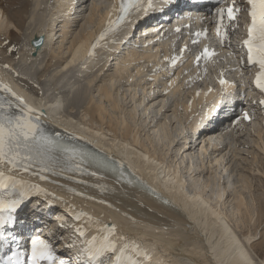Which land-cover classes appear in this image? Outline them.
I'll return each mask as SVG.
<instances>
[{"label":"bare ground","instance_id":"bare-ground-1","mask_svg":"<svg viewBox=\"0 0 264 264\" xmlns=\"http://www.w3.org/2000/svg\"><path fill=\"white\" fill-rule=\"evenodd\" d=\"M76 2L79 0H0V48L8 43L9 51L12 49L16 37L11 26L25 29L19 48L16 43L15 50L12 49L14 55L18 53V63L13 65L11 59L4 62L6 60L0 58V81L9 84L32 108L40 109L48 130L65 137L64 143L89 144L77 135L66 133V128L98 146L101 150L94 148L101 152L103 159L100 160L107 162L109 167L83 163L84 171L61 175L43 173L46 180H41L40 174H33L38 172L35 168L18 173L33 184L46 185L68 197L76 208L79 207L78 211L115 224L118 234L147 250L151 260L144 264H264V255L254 251H263L264 240L260 238L264 229L255 233L248 227V231L237 230L244 227L246 219L248 223L253 221L258 205L252 196L247 197L239 190L242 184H249V178L233 166L237 151L229 133L232 130L242 137L250 130L256 136L252 161L259 165L264 158V139L261 131L252 125L255 110L247 106L253 105L247 104L238 118L236 115L229 119L227 126L197 152L174 145L176 137L196 125L199 115L204 114L200 108L195 111L194 108L208 87L212 91L208 89L204 99L208 102L214 98L212 104L218 98L221 73L230 84L240 81L243 88L244 76L242 71L232 70V57L221 51L213 62L173 87L177 76L170 80L171 84L167 82L173 67H165L163 54L176 49L174 36L140 50L132 43L121 47L120 40L127 37L129 31L127 24L107 35L93 49L92 45L106 27L113 0L82 2L81 5L86 3L88 9L84 20L83 16L77 19V11L71 12ZM56 23H59L57 27ZM40 34L45 35V39L42 46L35 49L30 39ZM186 54L185 51L177 56L180 57L177 61L184 59ZM158 67L161 71L151 72ZM252 71L255 87L259 67L254 65ZM39 80L42 82L37 89L35 81ZM165 85H169L167 93L161 90ZM230 88L225 86L226 90ZM252 89L258 90L253 97L256 102L264 99V93L256 87ZM83 99L79 113L64 110L69 101ZM223 106L225 111L231 108V104ZM209 109L210 106L205 113ZM261 111L264 119V109ZM68 112L75 118L67 117ZM244 113L249 115V120L242 118ZM190 115L192 118L188 119ZM111 160L119 165L124 161L141 178L124 167L125 175L134 182L129 184L126 179H119L118 173L110 170L116 167ZM209 168L216 175L209 174L203 179ZM93 172L96 175H92ZM235 174L242 181L237 187H234L237 181L231 179ZM200 179L202 183L198 182ZM212 183L216 188L209 190ZM227 202L230 203L228 212ZM60 204L64 209L68 207L65 202ZM63 212L59 209L56 213L60 221L66 219ZM263 214L261 211L258 217ZM69 219L66 220L74 224L71 223L73 229H68L67 235L75 230L77 223ZM81 227L87 230L88 238L97 234L98 226H90L84 219H81ZM255 234H260V240L254 243ZM74 240L80 242L79 238L74 237Z\"/></svg>","mask_w":264,"mask_h":264},{"label":"snow or ice","instance_id":"snow-or-ice-1","mask_svg":"<svg viewBox=\"0 0 264 264\" xmlns=\"http://www.w3.org/2000/svg\"><path fill=\"white\" fill-rule=\"evenodd\" d=\"M164 2L171 3L172 0H164ZM216 2L222 4L223 0H216ZM246 3L249 6L247 14L250 22L246 25L247 39L243 41V46L247 49L248 64L259 67L255 78V87L264 93V0H246ZM152 8L153 0H117L112 11L109 12V19L104 31L92 45L93 49L107 35L131 23L132 17L140 13L147 15ZM215 11L217 35L223 42V38L227 35L226 30L222 31L226 28L225 19L235 20L241 9L233 3L227 8L217 7ZM114 13L115 19L112 18ZM206 32L207 30L198 32L196 35L206 36ZM186 48L187 45L180 50L181 54ZM214 55H216L215 51L205 46L200 55L196 57V62L198 65L201 60L207 62ZM179 59L180 57L172 58L173 67ZM219 84L221 85V95L224 93L225 86L235 87L234 84H230L223 78L222 73ZM211 91L212 89H209V92ZM0 92L3 93L0 95V241L8 244L9 237H11L19 247V238L10 232L5 235L4 226L14 222L13 213L21 207L27 197L33 193H43L46 196L50 193L37 184L18 180L12 174L13 172H28L35 168L38 172L33 174H40V179L46 180L47 176L43 173L51 172L53 175H61L65 172L84 171L81 168L83 163H91L104 168H108L109 165L103 160L89 158L88 154L75 147L63 144L58 133L55 137L46 134L41 126L40 117L33 115L36 109L14 92L9 84L0 81ZM198 95L199 93H197ZM259 103L264 105V99ZM242 118L250 119L247 113H244ZM110 170L117 172L118 178L126 179L129 184L134 182L131 177L125 175L122 164L118 167H111ZM92 175H96V173L93 172ZM75 219H84L90 226H98L97 234L92 235L91 238H88L85 228L77 227L75 229L82 245L75 261L71 257L65 259L58 255L54 244L37 234L30 238L31 247L27 264H144L145 261L151 260L147 250L118 234L115 224L104 223L84 211L76 212ZM65 247L71 249L75 247V244ZM23 256L22 251L14 250L3 264H25Z\"/></svg>","mask_w":264,"mask_h":264},{"label":"rangeland","instance_id":"rangeland-1","mask_svg":"<svg viewBox=\"0 0 264 264\" xmlns=\"http://www.w3.org/2000/svg\"><path fill=\"white\" fill-rule=\"evenodd\" d=\"M21 1L23 2V0H21ZM87 12H88V9L82 10V12H81V13H83L82 14V16H83L82 20H84L86 18L85 16L87 15ZM58 24L59 23H56L55 27H57ZM239 27L240 26H238L237 31H235V33H233V39L232 40L234 43L238 41ZM11 31L13 32V34H15V37H16V40L13 41L14 43H13V47H12V49L14 48V50H15V48H16L15 44L17 43L18 48H19L21 42L24 40L25 29L22 30V29H18L15 26H11ZM55 36H57V34ZM7 44H6L7 47L2 46L0 48V51H1L0 52V58L3 59L2 61L6 60L4 62H7L9 59H11L10 62H12L13 65H16V63H18V60H17L18 59V53L16 55H14L15 52L13 54L12 49L9 51V47ZM237 50L238 51L236 52L237 53L236 55L238 56V55H240L241 50L239 49V47H237ZM241 56H242L241 58L243 59L242 54H241ZM11 66H12V64H11ZM246 71H247V73L245 74V80H247L246 96L255 101L256 99H254L253 97H255L257 95L258 90L252 89V88H255L251 82L253 80V78H252L253 77V75H252L253 71L251 68H248ZM38 73L40 75L41 71H38ZM27 82L30 84L31 87H35V85L32 84L31 82H29V81H27ZM41 82H42V80H39L38 82L35 81V83L37 84V89H38V86H40ZM249 92H250V94H249ZM173 96L174 95H172V97ZM169 97H171V96H169ZM172 99H174V98H172ZM83 101H84V99L77 101V102L69 101V103L65 105L64 110L74 112L75 114L79 113V110L81 109V107L83 105ZM251 104L253 105L252 107H251V105H248L247 107L251 108V110H253V107H254V110H255L254 122H253L254 124L252 123L253 128L256 130L259 129L261 131L262 137L264 139V119L261 116L262 115V111H261L262 109H259L260 104H257L256 101L255 102L252 101ZM169 113H171V111H169L168 114ZM251 114L253 115V111L251 112ZM239 116L240 115H237V118ZM252 125H250V127H252ZM250 127H249V129H250ZM223 133L225 135L227 133V131H225ZM229 133H230V136L233 138V143L236 146V151H237V154L233 158V166L235 169H238L240 171V173L245 174L249 178V180H248L249 184H242V187L239 190H242L247 195V197L252 196L255 203L258 205L257 210L255 211V212H257V216L254 217L253 221L251 223H248L247 219H246V221L244 223V227H242L241 229L237 228V230L248 231L246 228V227H248L251 230V232H254V231H258V232L261 231L262 232V229H264V214L262 217H260V215L258 217V214H260L261 211H263V213H264V158L261 155H259L262 157V160L259 161V165L253 163L252 154L255 152L254 142L257 141V139L255 138L256 137L255 135H252L250 133V130H248V132L245 131V133L242 137H241V133L234 134V132L232 133V130ZM257 158H259V157H257ZM251 168H255V169L251 170ZM235 172L238 173L237 171H235ZM204 174H205V176L203 177V179L205 177H207L209 174H213L214 176L216 175L215 172L211 168H209V171H206ZM222 178L224 179L225 175H223ZM203 179H200L198 182L202 183ZM231 179L232 180L234 179V181H237L235 183L234 187L239 186L240 183L242 182L241 177L238 174L233 175V177H231ZM221 181H222V179H221ZM215 186L216 185L212 183L208 187V189L211 190L212 187L216 188ZM208 189H207V191H208ZM235 191H237V190H235ZM226 205L227 206L225 209L228 212L229 208H230V203L227 202ZM259 220L261 221L260 223H259ZM255 236L257 238L254 241V243L260 239L264 240V235H262L261 238H260V234H255ZM254 251H256L258 254L264 255V245H263V251H259L257 249H254Z\"/></svg>","mask_w":264,"mask_h":264},{"label":"water","instance_id":"water-1","mask_svg":"<svg viewBox=\"0 0 264 264\" xmlns=\"http://www.w3.org/2000/svg\"><path fill=\"white\" fill-rule=\"evenodd\" d=\"M41 39H42L41 37H38V38L32 40V43H33L35 46H38V45L40 44V42H41Z\"/></svg>","mask_w":264,"mask_h":264}]
</instances>
